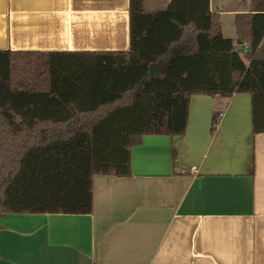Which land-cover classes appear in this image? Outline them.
I'll return each mask as SVG.
<instances>
[{"label":"trees","instance_id":"16d2710c","mask_svg":"<svg viewBox=\"0 0 264 264\" xmlns=\"http://www.w3.org/2000/svg\"><path fill=\"white\" fill-rule=\"evenodd\" d=\"M251 3L235 15L236 39L210 0L156 13L130 0L127 51L0 50V220L92 214L94 177H131L146 136H184L196 95L249 94L264 134V0Z\"/></svg>","mask_w":264,"mask_h":264},{"label":"crops","instance_id":"0c3cea01","mask_svg":"<svg viewBox=\"0 0 264 264\" xmlns=\"http://www.w3.org/2000/svg\"><path fill=\"white\" fill-rule=\"evenodd\" d=\"M249 3L243 11L210 0L233 21ZM129 8L130 0H0V50L127 51ZM93 199L90 215L5 216L0 264H264V134L253 133L251 96L192 97L186 134L144 137L131 177L95 176Z\"/></svg>","mask_w":264,"mask_h":264},{"label":"rangeland","instance_id":"374dc122","mask_svg":"<svg viewBox=\"0 0 264 264\" xmlns=\"http://www.w3.org/2000/svg\"><path fill=\"white\" fill-rule=\"evenodd\" d=\"M233 4L235 6H238V9H242L243 11H246L250 8L249 0H232ZM245 9V10H244ZM218 13H221L222 17V23L224 28V36L229 39H236V32H235V26L233 21V16L228 11H231L228 7L225 8V10L216 9ZM240 13H248V12H239ZM236 51L240 52L242 51V46L236 44L235 45Z\"/></svg>","mask_w":264,"mask_h":264},{"label":"built area","instance_id":"2783aa9c","mask_svg":"<svg viewBox=\"0 0 264 264\" xmlns=\"http://www.w3.org/2000/svg\"><path fill=\"white\" fill-rule=\"evenodd\" d=\"M247 47V45H245Z\"/></svg>","mask_w":264,"mask_h":264}]
</instances>
